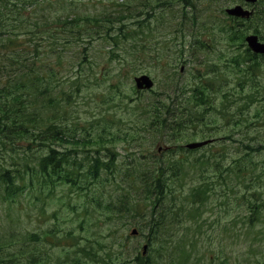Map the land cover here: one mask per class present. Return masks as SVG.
Segmentation results:
<instances>
[{
	"label": "rangeland",
	"instance_id": "rangeland-1",
	"mask_svg": "<svg viewBox=\"0 0 264 264\" xmlns=\"http://www.w3.org/2000/svg\"><path fill=\"white\" fill-rule=\"evenodd\" d=\"M147 1L61 0L60 4L45 8L49 18L60 15L68 18L71 15L77 20L76 27L68 31V36L86 33L84 42L78 39L77 43L68 45L69 51L61 53L62 59L56 60V56L51 59L55 69L57 64L69 78L75 75V88L70 97L68 95L70 106L65 114H70L73 132L84 126L83 134H93L92 139L83 138L81 142L84 144L80 146L109 147L115 154L113 163L119 170L128 172L127 177L132 176L128 181L134 187L132 178L135 174L137 177L146 166L160 162L158 158L162 154L156 155L158 147L165 149L164 158L174 155L179 160L195 162L199 159L209 165L220 161L223 169L229 161L241 160L247 168L245 175L253 177L260 174L261 177L253 184L262 185L264 56H259L258 62L243 60L246 57L244 38L247 35L256 34L264 41V20L258 21V25L242 23L236 26V20L232 21L225 9L240 0H193V5H187L182 0ZM85 17L98 19L100 25L93 20L87 25ZM101 24L106 25L104 30ZM229 24L237 27L232 37L225 32L234 30ZM97 26L101 31L97 30ZM93 32L95 35L90 49L87 45L84 53H75L79 50L76 47L85 44L88 35ZM112 35L114 40L111 41ZM57 44L60 50L61 45ZM235 57L243 61L239 67L231 65ZM250 68L252 73L246 74L245 70ZM210 70L220 75L208 79ZM55 73L54 86L57 90L61 72L58 75L55 70ZM140 75H148L153 80L151 90L136 91L133 79ZM199 75L203 76L205 83L204 93H208V88L211 92L217 90L210 96L211 107L198 111L201 116L194 119L195 125H184L177 132L173 131V136L168 132L176 141L175 146L166 144L161 136L154 138L148 126L151 118L146 113L151 101L156 96L166 98L164 92L167 89L171 93L168 96L176 102L181 97L188 100L190 95L187 92L196 86ZM172 79L178 80L174 83L175 88L180 87L177 90L185 91L184 94H176L173 85L167 86ZM148 101L149 105L143 104ZM180 111L183 116L186 115L185 110ZM204 139H213V142L188 157L178 149L179 145L184 147L187 143ZM152 156L155 159L149 163ZM206 156L210 158L207 160ZM220 157L224 160H219ZM141 165L142 168H139ZM209 165L196 167V164H191L183 180L174 184L172 195L177 197L178 202L183 201L185 193L196 186L200 178L213 180L211 195L222 192L225 184L214 182V169ZM226 184L237 187L238 192L243 191L236 178L226 179ZM81 186L77 181L57 185L52 191L45 192L44 197L31 195L20 201L0 204V252H5L10 242L24 240L26 253L31 254V260L26 264H119L126 259L131 264L136 256H155L156 250L151 245L146 254L141 255L142 247L148 241L146 233L139 230L144 228V220L140 221L143 224L139 228L134 219L128 221L123 217H115L116 224L104 222L94 206H90V191L84 193L86 187ZM115 186L107 183L102 188L93 181L87 187H93L94 196L102 198L104 204L111 200L113 206ZM215 196H210L209 204L201 215L204 221L202 230L206 233L210 232L208 228L212 223H224L244 214L234 197L223 206V202ZM115 198L121 196L115 195ZM256 228L263 230L262 223H256ZM133 229L137 230L136 235L131 234ZM233 229L239 234V231H244L240 224L234 225ZM218 233L214 230L209 235L215 238ZM85 245L95 250H90L94 257L86 251L82 253ZM238 247L226 251L237 255L241 251ZM102 256L107 258V262L102 260ZM3 263L11 264V261L0 262Z\"/></svg>",
	"mask_w": 264,
	"mask_h": 264
},
{
	"label": "trees",
	"instance_id": "trees-1",
	"mask_svg": "<svg viewBox=\"0 0 264 264\" xmlns=\"http://www.w3.org/2000/svg\"><path fill=\"white\" fill-rule=\"evenodd\" d=\"M59 1L61 0H0V204L20 201L24 196H35L52 191L57 185L77 181L82 185L81 188L86 187L84 193L86 190L90 191V206H94L104 222L116 224L115 217H123L128 221L134 219L139 228L143 224L140 221H145L144 228L139 230L146 233L147 245L154 246L156 254L154 257L136 256L131 264H264V182L262 185L253 184L261 176L245 175L247 168L241 160H231L223 169L220 161L209 165L199 159H195V162L179 160L174 155L164 158L166 151L162 149L163 152H156L157 156L162 154L158 158L160 162L146 166L137 177L136 174L133 176L134 187L128 181L132 176L127 177L128 172L119 170L113 163L115 154L109 147L80 146L84 144L81 142L83 138L92 139L93 134H83L81 131L85 129L84 126L73 132L70 114H65L70 106V94L75 88V75L69 78L57 64L55 69L51 59L54 56L56 60L62 59L61 53L69 51L68 45L71 42L77 43L78 39L84 42L86 33L67 35L77 25V20L71 15L68 18L62 17L63 15L54 18L47 16L45 8L60 4ZM182 1L189 5L193 0ZM93 19L85 17L84 22L90 25ZM93 21L100 23L98 19ZM229 25L234 30L225 32L232 37L239 24ZM105 27L103 25V30ZM97 30L101 31L98 26ZM94 35V32L88 35L87 42L77 46L76 49L79 50L75 53H84L87 45L90 49ZM110 38L111 41L114 40L113 35ZM57 42L61 45L60 50ZM245 53L244 62L245 59L258 62V56L247 49ZM232 61V66L239 67L243 64L238 57ZM55 70L58 75L61 72L57 90L54 86ZM252 71L251 68L246 69L245 73ZM218 75V72L210 70L207 77L211 79ZM202 79L203 76H197L196 86L187 92L190 95L188 100L187 97H181L176 102L168 96L171 93L167 89L164 92L166 98L156 96L150 105L149 101L143 103L149 105L146 113L151 118L148 126L154 138L161 136L166 144L175 146L176 141L170 137L173 136V131L177 132L182 126L191 123L195 125L194 119L201 116L198 111L211 107L210 96L217 90L211 92L208 88V93H204L205 83ZM175 81L178 80L172 79L167 86L173 85L176 94H184L185 91L177 90L180 87L175 88ZM180 110H185L186 115L183 116ZM178 149L187 157L198 151L187 150L180 145ZM261 149L264 150V146ZM209 158L210 156L205 157L207 160ZM151 159L155 157H150L149 163ZM222 159L224 160L219 158ZM193 163L196 167L211 166L214 169V182H223L224 189L211 195L213 180L200 178L197 185L185 193L183 201L178 202L171 189L175 188L174 184L183 180ZM230 177L238 180L243 188L242 192H238L237 187L226 184V179ZM243 179L245 180L241 182ZM93 181L102 188L107 183L116 185L113 189V206L111 200L104 204L102 198L94 196L93 187H87ZM115 195H120L121 198H115ZM210 196L223 202V206L228 205L234 197L244 214L224 223H212L208 228L210 232H204L201 215L209 204ZM100 209L103 211L99 212ZM256 223H262L263 230H258ZM236 224H240L244 230L239 231L241 234L233 229ZM214 230L219 231L215 238L209 235ZM231 231L233 234L229 235L228 232ZM21 241L24 243V240ZM235 247L241 250L237 255L226 251L235 250ZM23 249L16 245L14 254L7 256L5 252L0 253V262L7 260L14 264H25L31 260V254H21ZM90 250L95 251L85 245L82 253L85 254L86 251L90 255ZM108 255L107 253L106 256ZM102 260L107 262L105 256H102ZM119 264H130V261L126 259Z\"/></svg>",
	"mask_w": 264,
	"mask_h": 264
},
{
	"label": "water",
	"instance_id": "water-1",
	"mask_svg": "<svg viewBox=\"0 0 264 264\" xmlns=\"http://www.w3.org/2000/svg\"><path fill=\"white\" fill-rule=\"evenodd\" d=\"M226 12L229 15H233V16H243L244 12L239 8V7H234L231 9H227ZM246 42L249 46V48L256 53H264V44L259 43L257 41V37L256 36H248L246 37ZM135 83H136V87L137 89H141V88H150L152 86V82L150 81V79L147 76H140L138 78H135ZM206 144V142H201V143H192V144H188L187 147L188 148H197L200 147L202 145ZM146 250V246H143V253H145Z\"/></svg>",
	"mask_w": 264,
	"mask_h": 264
},
{
	"label": "flooded vegetation",
	"instance_id": "flooded-vegetation-1",
	"mask_svg": "<svg viewBox=\"0 0 264 264\" xmlns=\"http://www.w3.org/2000/svg\"><path fill=\"white\" fill-rule=\"evenodd\" d=\"M263 0H257L256 3H254L253 5H247L248 7H250V9L253 10L254 13H258V8H260V4L262 3Z\"/></svg>",
	"mask_w": 264,
	"mask_h": 264
}]
</instances>
